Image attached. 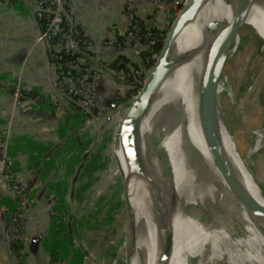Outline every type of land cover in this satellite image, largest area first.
Wrapping results in <instances>:
<instances>
[{
    "label": "crops",
    "instance_id": "obj_1",
    "mask_svg": "<svg viewBox=\"0 0 264 264\" xmlns=\"http://www.w3.org/2000/svg\"><path fill=\"white\" fill-rule=\"evenodd\" d=\"M175 1L68 0V5L74 24L91 43L87 52L99 54L109 65L117 57L128 58L141 73L146 67L140 53L142 44L126 33L131 25L130 13L164 28ZM35 11L34 0H0V129L8 134L15 178L30 187L33 199L32 207L19 211L21 230L5 236L6 211L18 210V205L9 183L0 177V264H110L112 227L107 209L99 200L89 202L88 198L91 172L87 162L93 153L86 148L93 142L92 129L84 126L81 109L56 90L57 70L53 58L48 61L47 43L37 41L42 26ZM124 33L123 42L118 43L116 39ZM50 47L51 56L60 48L51 43ZM134 49L139 50V55L134 54ZM84 59L79 57L81 62ZM126 69L124 82L117 83L107 75L99 84L95 95L98 115L126 98L125 87L134 77L131 69ZM18 79L22 88L40 95L56 92L60 109L40 103L26 110L13 107L5 87ZM259 80L260 77L252 90L259 87ZM65 85L80 87L69 79ZM232 93L236 96L233 90ZM51 200L56 203L53 214ZM13 237L22 244L16 254Z\"/></svg>",
    "mask_w": 264,
    "mask_h": 264
},
{
    "label": "bare ground",
    "instance_id": "obj_2",
    "mask_svg": "<svg viewBox=\"0 0 264 264\" xmlns=\"http://www.w3.org/2000/svg\"><path fill=\"white\" fill-rule=\"evenodd\" d=\"M256 8L264 11V0H186L175 19L177 31L168 51L171 65L153 91L135 136L134 145L138 142L141 148L142 141L145 154L144 178L138 148L129 163L120 136L128 176L139 178L142 186L133 214L136 248L141 250L139 264H154L151 245L157 247L163 241L176 264L223 260L227 264H264V183L258 185L250 167L249 179L241 174L238 149L217 103L212 126L205 121L201 125L197 111L203 80L214 79L218 88L230 47ZM112 119L111 115L108 121ZM156 134L161 135L160 140L151 145L149 139ZM259 138V148L256 143L249 148L253 157L264 148V133H256V140ZM215 164L226 169L232 190L223 179L217 183L209 178L219 174ZM261 175L264 179V171ZM226 205L237 209L246 232ZM154 216L162 232L156 237L150 235L152 225L157 224Z\"/></svg>",
    "mask_w": 264,
    "mask_h": 264
},
{
    "label": "rangeland",
    "instance_id": "obj_3",
    "mask_svg": "<svg viewBox=\"0 0 264 264\" xmlns=\"http://www.w3.org/2000/svg\"><path fill=\"white\" fill-rule=\"evenodd\" d=\"M185 1L186 0H181L179 2V0H177L171 5L169 19L163 26L164 28H168L169 26L170 29L172 22L183 9ZM248 9L249 8H247V10ZM246 24L248 26L245 25L242 27L239 34L240 37L237 38L228 54L229 56H227V71L225 74L222 71L219 86L214 91V97L217 105L219 100L220 106L218 105L217 111L224 119L225 125L232 134L231 137L233 142L241 155H238L241 174L246 173L245 175L249 179L250 167L254 172L256 182L261 186L264 183L263 176L261 175L264 171V148H261L254 157L251 155L252 153L249 148L254 143H256L255 146L259 148L262 138L256 140V133H260L261 135L264 133V47L256 33V29H258L259 33L264 36V11L258 8L252 10L247 18ZM167 33L164 35L163 43ZM159 53H151L150 61H153V63L150 67L144 68L145 74L143 76L144 81L142 85ZM258 77H260L259 87L252 90ZM232 90L236 96L233 95ZM134 96H136V94ZM127 98L120 101L123 105L120 106V103H118L117 106L110 107L107 111L104 110L103 113H100L98 120H94L95 124L92 123L87 126V129H92L93 133V142L91 145L88 144V148H86L87 152L93 153V155L88 156L87 162L90 164L89 171L91 172V186L88 190V198L90 199L89 202L99 200V204L105 206V209H107L106 215L112 227L109 237L110 244H108V251L111 258L110 264H124V261H127V264H135L131 250L132 246L129 242L130 231L129 228H127V215L124 207L126 205L129 209L131 208L134 214L142 186L139 178L134 176L131 179L128 176L129 170L124 161L120 146L122 118L131 100L126 101ZM111 115L113 119L108 121ZM160 137V134H156L155 137L149 139V142H151V145L156 144L160 140ZM243 145L245 147L243 152H241ZM140 146L141 148H138V142H136L133 149L136 147L138 148L137 158L140 164L139 170L143 177L145 154L142 141L140 142ZM132 155H135L134 150ZM115 160L119 161L122 169L124 183L123 196ZM224 170L225 173H227L226 169ZM125 178L127 183L126 187ZM209 178L215 180L217 183H221L222 179L220 174H215V177ZM226 207L235 221L246 232V229L243 228V225L240 224L237 218V210L228 205H226ZM152 213L155 214L154 208H152ZM154 220L157 224L154 226L152 225L150 235L156 237L162 234V232L156 216H154ZM152 242L155 243V241ZM151 247L154 264H176L165 241L157 247L156 245H151ZM125 249L127 250L126 254ZM212 264L227 263L223 260L215 261ZM234 264H243V262H236Z\"/></svg>",
    "mask_w": 264,
    "mask_h": 264
},
{
    "label": "built area",
    "instance_id": "obj_4",
    "mask_svg": "<svg viewBox=\"0 0 264 264\" xmlns=\"http://www.w3.org/2000/svg\"><path fill=\"white\" fill-rule=\"evenodd\" d=\"M34 1L36 3L35 16L39 20L41 19L44 21L43 32L38 40L44 38L48 41H54V45L58 44L60 46L52 56L57 70V92L62 93L81 109L85 116L84 126L87 127L88 124L94 123V120L96 121L98 117H100L96 112L95 98L99 84L107 75H112L117 83L124 82L127 75L123 72L124 70L112 67L107 62L103 61L99 54L86 51L87 46L91 43L88 39L83 37L74 24L69 10L68 0ZM156 1L158 2L159 0ZM180 1L181 0H179V2ZM130 16L131 25L128 30V36L139 40L142 26L132 12ZM150 29L151 24L147 22L144 23V35L142 37L147 44L152 43L153 40ZM74 53L83 56L85 58L84 61L81 62L79 57H73ZM134 54L139 55V50L134 49ZM121 63L122 62L119 61L117 65ZM131 65L132 63L129 61L125 63L126 68L131 69ZM133 76L137 77L135 79V85L138 83L140 87L136 93L126 96V98L129 97L126 101L135 97L134 95L139 92L144 81L143 77L139 78L141 76L139 70L135 71ZM66 79L80 85V87L78 89H73L70 86H66ZM128 85L135 88L132 83ZM5 88L10 92L13 107H21L23 110H26L29 109L32 104L40 103L56 111L60 109L58 94L56 92H50L46 96L40 95L34 91L22 88L19 79L7 85ZM121 105H123V103H120V106ZM1 174L4 175L6 181L9 183L18 205V210L6 211L4 234L5 236H10L19 231V226L21 225L19 211L32 207L33 199L30 187L21 184L15 178L14 172L11 169V161L8 153V134H3L0 129V175ZM55 204V200H51L50 208L52 214L56 211ZM85 259H87V256Z\"/></svg>",
    "mask_w": 264,
    "mask_h": 264
},
{
    "label": "water",
    "instance_id": "obj_5",
    "mask_svg": "<svg viewBox=\"0 0 264 264\" xmlns=\"http://www.w3.org/2000/svg\"><path fill=\"white\" fill-rule=\"evenodd\" d=\"M177 22L174 20L170 26V29L166 35L165 41L163 43V46L160 50V53L152 65L149 74L146 77V80L144 84L141 86L139 92L136 94L134 98H132L126 108V111L122 118L121 123V137L123 140V147H124V153L125 157L128 159L127 161L130 163L131 157L133 154V148L135 143V136L136 131L139 125V122L143 116V114L146 111L147 106L149 105L151 101V97L153 94V91L158 86V84L161 82L165 74L167 73L171 63L168 59V51L169 48L174 40L176 31H177ZM43 30L41 29L40 35L41 36ZM259 36V39L262 41V44L264 46V38L257 33ZM38 37V38H39ZM37 38V40H38ZM38 41H45L47 43L46 47V54L48 57L49 63L51 62V47L50 43L47 39L41 38ZM229 56V55H228ZM227 60L228 57L223 65V73L225 74L227 71ZM215 80L214 79H204L203 83L199 90V97H198V104H197V111L199 113V119L201 120V125L203 124V121H205V124L207 126H212L215 117L213 114L214 110V103H215V97H214V91H215ZM57 90V89H56ZM218 105L219 100H218ZM231 133V132H230ZM232 135V134H231ZM208 142V140H206ZM235 148V147H234ZM215 151L211 149V154L214 155ZM236 153L238 155V151L236 150ZM216 155V154H215ZM240 155V154H239ZM86 155H84L85 157ZM241 156V155H240ZM116 161V167L120 178L121 183V190H122V196H123V190H124V183H123V174L122 169L120 166V163L118 160ZM82 165L79 166L77 173ZM216 169L218 170V173L220 174L221 178L224 180L226 185L231 189V183L229 178L227 177L225 170L223 169V166L221 164H215ZM4 176L3 174L0 175ZM76 178V177H75ZM232 190V189H231ZM125 201V200H124ZM154 203H152V208ZM229 206V205H228ZM232 207V206H231ZM236 209L235 207H232ZM127 215V228H129L130 231V245L133 247L134 252L137 254V264H139V258L141 255V250L136 248V231H135V221H134V215L131 209H129L126 205L124 207ZM237 210V209H236ZM238 213V212H237ZM142 221L140 225L143 223ZM155 223V221H153ZM127 250L125 249V254ZM124 264H127V261H124ZM205 264V263H204Z\"/></svg>",
    "mask_w": 264,
    "mask_h": 264
},
{
    "label": "trees",
    "instance_id": "obj_6",
    "mask_svg": "<svg viewBox=\"0 0 264 264\" xmlns=\"http://www.w3.org/2000/svg\"><path fill=\"white\" fill-rule=\"evenodd\" d=\"M177 1V0H176ZM138 21H139V23L141 24V26H142V30H141V32H140V39H139V41L138 42H140V44H142V49H140V53H141V56H142V58H143V60H144V63H145V65H146V67L148 68V67H150V65L153 63V61H150L151 59H150V56H151V53L152 54H154V53H159L160 52V50H161V48H162V46H163V40H164V35L167 33V31H169L168 29H169V26H168V28H158V27H156L155 25H152L151 23V32H152V36H153V40H152V43H149V44H147V42L144 40V38L142 37L143 35H144V23H146V22H144L143 20H141V19H138L136 16H134ZM40 21H41V26H42V30H43V20H41L40 19ZM170 25V24H169ZM126 33H128V32H126ZM126 33H124L122 36L123 37H121V38H117L116 39V41L118 42V43H122L123 42V40H124V37L126 36ZM81 34H82V32H81ZM83 35V34H82ZM83 37H85L84 35H83ZM122 40V41H121ZM121 41V42H120ZM49 43H51V44H54V41H49ZM53 50V49H52ZM53 53H54V50H53ZM73 57H80V55L78 54V53H74L73 54ZM130 59H128V58H123V57H117L114 61H113V63H112V67H117L118 69H122V70H124V71H127V69H126V66H125V63L126 62H128ZM119 61H121L122 63L121 64H119V65H117V63L119 62ZM130 62V61H129ZM131 62H132V60H131ZM132 65H133V69H131V74H133L135 71H138L139 70V68H138V66L136 65V63H132ZM130 71V70H129ZM141 76L139 77V78H142L143 76H144V72L142 71L141 73ZM137 77H131V83L132 84H134V86H135V88L134 87H130L129 85H126V87H125V89H126V91H125V94H126V96H129L130 94H132V93H136V91L138 90V88L140 87V84H138V83H136V85H135V79H136ZM132 88H134V89H132ZM20 219V218H19ZM21 228H22V225H20L19 226V231L21 230ZM18 232V231H17ZM18 238L17 237H13V239H12V247H13V250H14V252H15V254L21 249V246H22V244L21 243H18Z\"/></svg>",
    "mask_w": 264,
    "mask_h": 264
}]
</instances>
